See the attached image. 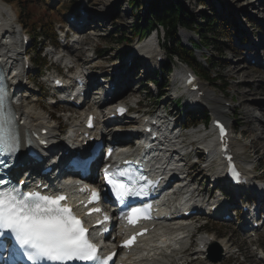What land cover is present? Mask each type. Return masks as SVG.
<instances>
[{"label": "rangeland", "instance_id": "1", "mask_svg": "<svg viewBox=\"0 0 264 264\" xmlns=\"http://www.w3.org/2000/svg\"><path fill=\"white\" fill-rule=\"evenodd\" d=\"M0 1H3L6 4H9L16 8L19 17V23L22 25L23 30L26 33L30 34L32 41L35 32L36 34H38L39 32L38 28L41 29V35H48L53 32L54 29H57V26L59 24L68 26V23L66 22L68 21L67 17L69 15H73L75 10L86 8L90 12L89 15L92 20V23L88 24L85 29L86 31L90 30V33L84 34L88 42L85 41L84 46L80 45L79 49L82 50L80 52L77 51L74 56L78 58V60L83 61L85 56L88 54V51L94 50L96 57L98 58L93 65H90V67L93 68L92 70L94 71V73H107L109 76L116 75L118 70L122 68V64H124L126 57H129V55L134 53L136 40L132 37L133 27L136 25L137 18H140L143 22L146 16H150V7L153 4L160 3L162 6L163 4H169L175 1H179L193 15V19L197 21L196 23H203V18L205 16L215 18L217 22V26L215 28V36L218 37L217 41H211V46L208 48L199 46L198 49H195L193 51V55L191 56L194 57L199 67L192 66L191 68L194 70V72L198 71L200 68L203 70H207L213 76H216V78H218V81L215 84L208 85L204 83V90L205 92H207V97L210 100L216 99V106H218V102L220 101L221 105L224 103L229 104V107L225 108L227 110V113L225 114L224 119L228 120L226 122H228L232 126V136L235 139H238V142H244L246 145L249 144L250 148L248 149V153H250V149H256L257 152L261 154L260 161L255 162V164L256 166L259 165V169L256 170L257 175L262 174V178H264V143L261 141L263 134L260 131V124L263 123V120L261 118L264 114V108L261 107L262 103L264 105V70H254L251 66L247 65L244 60H241L242 55H239L236 48L237 45L235 44V37L241 36L237 35V32L239 30H243V27H246L247 29L248 27H251L252 29L250 31V34L252 40L254 42H258V45L264 44V0H224L223 6L226 9L222 8L219 3L213 0H136L139 2V7L141 5L140 8H137V12L135 7L131 6L128 0ZM144 3L149 4V8L146 9L145 14L143 13ZM213 3L219 7V9H216V11L214 9L215 7ZM83 4L85 6H83ZM138 9L140 10L138 11ZM228 10H230L229 15H227ZM238 19L241 21L242 25H239ZM139 21L140 20L138 19L137 22ZM51 27H53L52 31H50ZM121 31H125V36H123L128 39V41L120 44L117 43L116 38L119 37ZM91 33H96V35L98 34V36L91 40ZM185 36H188L189 38L193 37L194 39L191 41H196V44L199 42V38L196 37L194 33H187L181 30L179 32V37L184 46L188 48H190V44H187L188 39L187 37L185 38ZM215 36H212V38H216ZM41 40L45 39L43 38ZM132 40L135 41L131 43ZM144 40H142V42H146V39ZM40 42L42 43V41ZM160 45L161 50L164 52L165 50L163 49L175 47L176 42L174 41L168 44L167 40L161 38ZM41 46L47 47L48 45L41 44ZM30 50L31 49L28 50L29 52L27 54L32 61L36 50H33V52H30ZM243 52L246 53V50H243ZM164 53H166L167 55V52ZM49 58L50 59L42 61V63H44V69L51 65L50 69L59 70V65L53 64V62L51 61V57ZM166 61V58H164L163 63ZM178 62L179 60L175 59V61L172 63V73L166 77L167 80H163L165 77L163 75L162 79L158 81L161 85H156L157 90H161L162 86L164 85L167 86L160 92V94H164L162 95L161 99H157V90H150L148 85L154 78L159 75L158 73L161 71L162 64H158L157 69L153 70L147 77L143 75L142 80L147 78V80L151 79V81L147 82L146 80V82H143L142 80H140V82H138L137 84L135 83L136 86H133V89L131 91L135 92V89L137 88L139 90L135 93H131L124 100H129L132 98H134L133 100L141 99L140 108L142 110L144 109L148 111H155L158 107H165L167 111H171L173 115L174 113H176L177 115V113H179L178 107H180V105H183L184 103L183 100L175 101L174 99L175 91L177 90V88L178 90L180 89V85L178 86L177 84L178 82H172V76L173 74H175L173 70L177 69L176 66ZM238 64H241V68L239 71H243L247 75V77L244 78L243 84L239 83V75H231V72L236 69V65ZM137 66L141 67V65ZM178 66H180L181 68L186 67L183 63L180 62L178 63ZM36 69L37 67L32 71V73H29L27 77L35 78L34 72ZM59 71L62 73L61 69ZM133 79L134 77L131 78V81H133ZM139 79L141 78L137 77L135 79V82ZM34 82L38 83V86L34 85L31 87L33 89L31 99L38 102L37 104H33L36 112H40V110H42L44 111V114H46V116L54 115V121L52 122V124H55L56 127L60 123L59 120H61L59 119V116H62L67 112L72 113L73 118L78 117V111H60L59 106L49 107L43 100V97L49 94L48 86H41V83L37 78L34 80ZM224 86L227 87L226 90L222 89V93L220 89ZM147 88H149V90ZM38 89L40 90V92ZM40 94L42 95V98L39 97ZM231 99L232 101H230ZM241 100H244L245 102L247 101L246 107L239 106ZM204 103L207 105H204V109L200 112L204 113L205 115H209V117L211 118L216 117L215 114L210 111L212 107H210L209 104L211 103H208L207 101H204ZM234 108L236 112H234L233 114ZM245 109L249 110L250 114L253 117L252 121L249 123H247L244 117L241 115L242 111H245ZM200 115L201 113L197 114L196 116ZM57 116L58 119H56ZM178 120V124L183 123V121L188 123L182 116ZM202 122V120L196 122L195 131H192L193 129L191 128L187 129V134L184 140L188 144L195 141V145L193 146V153L189 157L184 158V160L189 165L188 171L195 177L194 181L196 183L200 181L203 182L204 185H206L208 184L205 179V175L207 172H203L205 166H203L200 161L199 165L193 166V163L196 160L194 151L197 150V147H201V144L203 143V131L198 130L202 128ZM66 127L67 126H65L64 128ZM240 135H242V137ZM241 138H244V140L241 141ZM240 158V160H245V154ZM210 166L212 167L206 168V170L210 173H214L216 170L215 165L211 163L209 167ZM206 231L216 235L218 239L223 238L225 240H228L230 243H233V247L237 249V252H240L238 258L234 255L233 258H230L223 264H264V259H257V256H255L253 252V248L257 245V247H260L262 248V250H264V229L261 232L262 235L260 236V238L255 241V246L252 243L253 241L241 236L236 228L231 229L230 227H225L224 225L221 226L218 224H214L213 226L209 225L206 228ZM195 235L196 236L193 238V240H196L200 236L198 233ZM194 244L195 242L191 243V246L183 252V254H189L188 258H185L181 261H177V258H173L171 259L173 261V263L171 264H207L204 260L194 255Z\"/></svg>", "mask_w": 264, "mask_h": 264}, {"label": "bare ground", "instance_id": "2", "mask_svg": "<svg viewBox=\"0 0 264 264\" xmlns=\"http://www.w3.org/2000/svg\"><path fill=\"white\" fill-rule=\"evenodd\" d=\"M213 1H216L217 3L220 4V2L218 0H213ZM52 3H54V2H52ZM89 14H90V12L86 8H83V9H80L76 15V17H84L85 18V22L82 25L83 30L87 27L88 24L92 23V20H91ZM239 29H240V27H239ZM243 29H244V27H243ZM22 33H23V29H22V25L19 23V17H18V13L16 11V8L14 6L6 4L3 1H0V64L1 65L4 64V67L6 69L10 70V73H8L7 76H9L8 81H10L11 86H17V83L19 81L26 83V81L24 79L25 76L23 75L24 69L19 66V62L23 59V56H24L23 45H22V43L20 44L18 42V39L20 38V35ZM86 33H90V30L86 31L84 34H86ZM84 34H80L78 36V38H80L81 45H84L85 41H86V37L84 36ZM91 36L92 37H90V39L92 40L93 38H96L98 36V34L96 35V33L95 34L91 33ZM160 48H161V46L158 42L157 35L153 34L148 39H146V42H144L143 44H141L137 47L136 54L142 55L144 61L147 63H150L152 66L151 68L155 69L157 66L158 58L163 57V54H162ZM78 49L79 48L75 49L74 54L77 51H79ZM260 50H262V52H260ZM254 51L256 53L252 59L256 60V58H259L258 60H256V64H257L256 70H264V63H262L264 61V54H263L264 53V44L258 45V43H257L256 45H253L251 52H254ZM65 53L68 54V52H65ZM65 53H64V51H58L57 53L51 54L50 56H51V59H53L56 63L59 62L61 65L71 64L73 62L72 58L70 60L68 58L63 59L66 56ZM129 60H130L131 64L129 67L126 68L125 72L123 73L124 68H122L121 72L118 73V75L121 76L122 79H121L120 85L116 88V91L114 92V93H118L120 90H123V98L124 99H126V97L131 94V93H129V85L131 84V82H132L131 78L133 77V75L135 73L133 66L138 65L139 63L142 62V60L138 57L137 58H131L130 57L128 59V61ZM84 62H85V63H83L84 68L80 71V74H82V75L86 74L87 71H90L91 69H93L92 67H90V65H93L95 63V61H92V63H91V61H89V60H86ZM143 64H144V62H143ZM240 66H241V64L236 65V69L233 72H231V75H235V74L239 75V78H240L239 83L243 84L244 78L247 77V75L245 72L239 71L241 68ZM147 74H148V72H147ZM176 75L177 74L173 75V80H172L173 82H178L177 78L175 77ZM240 75H241V77H240ZM202 89L203 88L201 87L200 90H202ZM26 90H28V92H33V89L30 87L27 88ZM25 94H28V93H25ZM179 94H183V95L187 96L186 108L188 110L190 108H194L195 105H202V103H204V101L211 103V104H209V106L212 107L210 109V111H212L217 116V118H215V119H220V120L224 121L229 126V128H232V126L228 122H226L228 120L224 119L225 114L221 110L222 109L221 108V101L218 102V106H216L215 105L217 102L216 99L210 100L208 97H204L200 100L198 97H196V93H189L186 90V88H184L183 86H180V89L177 92H175V95H179ZM244 97H246V96H244ZM128 101L134 103L135 100L129 99ZM246 102L244 100H241V102L239 103V106L240 107H243V106L246 107L247 106ZM37 103L38 102H36L32 99L29 100L28 97L21 99V100L17 99V101L15 103V109H16V113L19 116V124L21 125L22 133H26V131L29 132L31 130H35L36 132H40V130H42L43 128H46L49 132V135H50L47 138L56 139L59 136H63V139L71 140L73 142H75V140H78V137L81 135L80 130L83 126V123L80 122V113H79L77 118H73V119H70V117H72V114H70V117H68L67 114H64V121L66 122L67 129L66 130H64V129L59 130V129H62L63 126L60 125V127L58 129L55 124H52L53 120L50 117V115L46 116V114H44V111H42V110H40V112H36L33 104H37ZM205 105H207V104H205ZM108 106H109V104H108ZM261 107L264 108L263 103H262ZM233 111L236 112L235 108ZM111 113H113V111L110 110L107 113H105L104 116L110 115ZM241 115L244 117V119L247 123L251 122L253 119L249 110H246V109H245V111L243 110ZM133 117L136 118L135 114L133 115ZM261 119L263 120V123L260 122L261 123L260 124V131L263 134L261 141L264 143V114H263V117ZM133 121L137 122L138 120H131V122H133ZM126 122H127V120L125 121V123L122 124V126L126 127L129 125L128 130L132 131L134 129L133 128L134 124L133 123L127 124ZM98 124L100 125L101 122H99ZM113 127L115 129H117L121 126L113 124L112 126H110L106 130L111 131L113 129ZM203 132H205V131H203ZM181 138H182V134L180 133V131H177L176 133H174V131H173L172 134H169L166 136V138H164L163 143L161 144V145L165 144L164 146L168 147L167 151L169 152V154L167 156H169L171 159H176L178 157L180 151L183 149V147L186 146ZM138 142L139 141H137V143ZM137 146H138V148L140 147L139 143L137 144ZM231 146H232L233 152L237 156L239 165H240L241 169L243 170L244 174L248 177L249 181H252L253 184L256 185L255 178H252L254 175L253 174L254 172H253V168H252L250 162L248 161L246 156H245V160H240L241 159L240 157L245 154V150H246L247 145L244 142L243 143L238 142V139H235L231 136ZM248 146H249V144H248ZM207 147H210V148H208V150H207V148H204L203 150H201L202 155H203V152L207 150L210 152V155H211L210 157H212V158L215 157L216 154L213 151L212 144L208 143ZM53 148H54V146H53ZM142 150L143 149L141 148L140 151H142ZM169 157H162L160 159L161 161L157 162L155 155L152 154V152H148L144 155V159L146 158L145 164L149 167L150 172L152 174H164L165 172L169 171L167 169H171L172 171L177 172L178 167L172 166V165H174V163L170 162ZM21 161H23V158H21ZM104 163H106V162H104ZM213 164L216 167L215 173L218 176H221L223 169L221 167V163H220L219 159L215 158V161L213 162ZM174 175L177 178V175L176 174H174ZM219 179H221V178H219ZM249 185H250V183H249ZM258 186L259 185L256 186V191L258 190V188H257ZM176 191L180 192L179 190H176ZM190 193H191V186L188 185L187 183H185L183 188L181 189L180 193L174 194L172 191V194L167 193L165 195V197L167 198L166 203H168L169 205H180L181 207H186ZM180 202L183 203L184 205H181ZM109 210H111V209H109ZM192 229H193L192 224L189 225V222H187L186 220H183V219H178V220L172 221L170 223H158L156 228L154 229V231L151 234V238L153 240L150 241L149 244H146V247L143 248L142 250L135 252V253H132V254L126 256L125 258H121V260L124 261L126 259H130L131 260L130 262L134 261L135 264H170L171 258L177 257V255H180L179 253L181 251H184L189 246V244H190L189 237L191 235ZM116 233H117V231L115 230L112 233V236H115ZM199 242L200 243L197 245V250L195 251L194 255L200 258V257H202V255H204V250H200L199 248H200V246L205 245L206 239H205V242H203L202 239H199ZM221 244L223 245V247L225 248V250L229 254V251H230L229 244L227 242H222ZM186 258H188V256ZM182 259H184V257H182L179 260H182Z\"/></svg>", "mask_w": 264, "mask_h": 264}, {"label": "snow or ice", "instance_id": "3", "mask_svg": "<svg viewBox=\"0 0 264 264\" xmlns=\"http://www.w3.org/2000/svg\"><path fill=\"white\" fill-rule=\"evenodd\" d=\"M59 83V82H57ZM6 87L0 84V165L11 169L15 165V157L19 154L20 138L12 125L10 117L4 114ZM122 111V109H118ZM91 126V118H89ZM225 129L220 127L223 138ZM44 143V141H40ZM121 176L130 175L127 170ZM238 179V174H236ZM144 180V177L140 178ZM105 180L111 185L116 200L123 203L129 197H145L152 181L137 186L133 179L124 184L113 179L105 171ZM20 185L26 180L19 181ZM64 195H44L39 191H23L18 184L0 178V264H66L68 261L92 262V264H108L112 255L100 257L96 244L86 236L88 229L73 214L71 207L62 203ZM99 199L95 191L91 193L89 203ZM144 209L132 208L128 214L129 223H133ZM91 211L99 212L95 208ZM109 218L104 217L107 221ZM107 231V229H105ZM134 237L124 241L123 247L133 243Z\"/></svg>", "mask_w": 264, "mask_h": 264}, {"label": "trees", "instance_id": "4", "mask_svg": "<svg viewBox=\"0 0 264 264\" xmlns=\"http://www.w3.org/2000/svg\"><path fill=\"white\" fill-rule=\"evenodd\" d=\"M130 5L133 7H138L139 2L136 0H128ZM117 10V8H116ZM120 10V9H119ZM116 12V11H115ZM150 16L147 23L144 25L137 24L133 27V35L145 36L151 30L160 28L163 30L164 35L170 44V42H176V47L168 48V54L170 57H178L184 62L190 63L194 67L198 66L195 62V59L191 54L187 53L186 50L181 46L179 39L177 38V33L179 29L185 28L188 30H194L197 28L199 35V45L204 48L211 46V41L216 42L217 36H215V28L217 26L216 19L213 17L205 16L203 18V23H196L192 18L193 15L182 5L181 3H169V4H153L150 10ZM120 15V14H118ZM125 36V31H121L118 38H116L117 43H125L128 41ZM35 36V34H34ZM215 36L216 38H212ZM213 39V40H212ZM190 58V59H189ZM38 60H41L38 58ZM199 67V66H198ZM197 74L210 82L215 84L218 79H216L211 73L206 70L199 69ZM227 86H224L222 89H226Z\"/></svg>", "mask_w": 264, "mask_h": 264}]
</instances>
